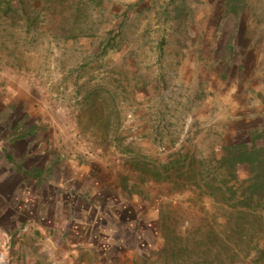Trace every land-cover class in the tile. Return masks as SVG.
Masks as SVG:
<instances>
[{
	"label": "rangeland",
	"instance_id": "374dc122",
	"mask_svg": "<svg viewBox=\"0 0 264 264\" xmlns=\"http://www.w3.org/2000/svg\"><path fill=\"white\" fill-rule=\"evenodd\" d=\"M127 1L0 4V194L30 204L2 218L0 264H264V198L241 207L250 168L217 163L264 145V0L241 4L245 71L198 79L169 0L122 25Z\"/></svg>",
	"mask_w": 264,
	"mask_h": 264
},
{
	"label": "crops",
	"instance_id": "0c3cea01",
	"mask_svg": "<svg viewBox=\"0 0 264 264\" xmlns=\"http://www.w3.org/2000/svg\"><path fill=\"white\" fill-rule=\"evenodd\" d=\"M106 1L107 0H99L101 4L100 9L103 10L104 13L110 12L109 9L103 6ZM127 2L133 4L128 5L127 8H129V10H124L123 14L119 15V17H121L119 22L122 25L129 22V20L135 16L144 12H149L157 6L155 0H130V2ZM191 2L197 4L196 8L192 7ZM200 6L202 7V13L199 11ZM134 7H138L136 11ZM165 10L166 12H164V14L167 17L170 16L168 19L174 24V26L181 29L180 32L184 36L183 39L196 45L193 51L184 54L186 58L182 65L184 66V70L188 69V71L192 73V76L196 75V79L199 78V75L197 74H199L200 71H210L216 73L221 78L227 74L223 59L228 57L231 54L230 52H232L231 56H233L235 58L234 61H236L234 67L240 70V72L245 71L244 61H238V59L240 57L245 58L247 52L252 50L253 47L250 37L246 35L247 41L244 46L237 44L234 48H230L239 40L240 27L242 25H244V33L246 34V25L243 23L240 14L243 10L239 9L237 14L234 15L229 10L227 0H169L168 7H166ZM192 10H196V12L193 14L191 13ZM233 21L235 22V27L230 32L229 36L224 39L222 35L225 30L224 25H231ZM224 40L226 42L222 45L221 43ZM123 54L124 51L119 49L118 56L121 57ZM199 106V108L208 109V98H206ZM0 205V229L1 227H5L1 220L7 215L11 219L8 227H19L25 218V214H27L26 210H28L30 206L29 203H23L22 201L21 208L18 206H15V208L6 207L5 200L1 194ZM7 212L10 213L7 214Z\"/></svg>",
	"mask_w": 264,
	"mask_h": 264
},
{
	"label": "trees",
	"instance_id": "16d2710c",
	"mask_svg": "<svg viewBox=\"0 0 264 264\" xmlns=\"http://www.w3.org/2000/svg\"><path fill=\"white\" fill-rule=\"evenodd\" d=\"M20 2L21 0H18V3ZM1 3H4L6 5L7 10L9 9L11 10L13 8L12 4L15 3V0H2L0 1V4ZM241 4L242 6L245 5L244 0H227V5L229 7V10L234 15L237 14L240 8H242ZM81 6L85 8V5L82 4ZM83 7H80V9ZM245 43L246 42L243 43V41L238 40L234 43L233 47L230 48L231 49L234 48L235 46H237V44L240 46H244ZM230 53L232 54V52ZM231 54L223 59L226 68L225 70L231 69L230 66L231 64H233L232 61L234 62L235 60V58L231 56ZM262 132H258V131L252 132L250 136V141L247 143L225 146L224 147L225 155L221 159L217 160V163L219 164L218 169L221 171V173L225 172L224 174H220L224 178L230 176L231 178L235 179L236 178L235 172L238 165L246 164L250 168V171L252 173L251 182L247 186L245 190L246 192H244V194H246L245 198L243 199V201L240 202V206L243 208H251L252 203L250 202H254L253 197H255V195L257 196V199L264 198V145L259 146L255 143L256 139L262 137ZM176 162L179 161L177 160ZM172 163L173 161H169L168 163L162 166L164 172L166 173L170 172V170L172 169L171 166ZM168 167H170V169H168ZM139 170L142 174L151 173L153 175L154 173L153 170L147 169L145 167H142ZM164 172L154 173L153 176H155V178L159 180L160 178H162V175H164ZM170 176L171 175L168 174L165 176V178H169ZM223 182L225 183L226 181L223 180ZM246 218L247 216L244 217V219Z\"/></svg>",
	"mask_w": 264,
	"mask_h": 264
}]
</instances>
